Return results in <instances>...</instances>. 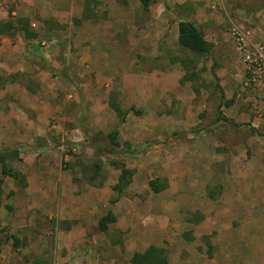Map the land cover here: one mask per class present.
Returning a JSON list of instances; mask_svg holds the SVG:
<instances>
[{"label":"rangeland","instance_id":"374dc122","mask_svg":"<svg viewBox=\"0 0 264 264\" xmlns=\"http://www.w3.org/2000/svg\"><path fill=\"white\" fill-rule=\"evenodd\" d=\"M120 1L0 0V22L36 34L0 35V152L26 182L0 171V264H130L149 245L168 264H264V201L230 191L264 189V0ZM181 18L206 55L178 46Z\"/></svg>","mask_w":264,"mask_h":264},{"label":"trees","instance_id":"16d2710c","mask_svg":"<svg viewBox=\"0 0 264 264\" xmlns=\"http://www.w3.org/2000/svg\"><path fill=\"white\" fill-rule=\"evenodd\" d=\"M121 3L125 4V0H121ZM141 7L144 10H147L152 3V0H138ZM19 29L26 39H33L36 37V34L30 30L28 19L21 20L19 25L15 23L12 18H8L5 21L0 22V35H11L14 31ZM177 44L178 46L188 51L192 54L193 58H199L206 55L209 51L210 44L205 40L204 36L200 32L197 25L187 19L181 18L177 23ZM173 59V58H171ZM174 61V60H172ZM180 64L182 65V69L184 74L182 75L181 82L192 81L193 77L196 75L194 71L188 70L189 64H194L195 60L186 59L182 57L179 59ZM5 80L0 76V84L3 85ZM193 91L198 92V90L193 86ZM111 108L115 111L117 116L121 121H123L125 116V111L120 108L117 104L111 103ZM117 131L109 134V138L112 141L113 145L118 146L117 142L114 140V136ZM110 151V150H107ZM10 156V152L1 151L0 152V171L2 175H7L12 177L13 181L16 184H22L24 187L26 186V182L24 178L21 176L20 172L17 170H11L7 164L6 159ZM133 171L121 167V172L118 178L117 183L113 186V190L117 193H121L125 187L129 184L130 177ZM157 180H150L149 186L153 191H157L158 187L156 184ZM116 198L111 200V202H115ZM115 221V216L112 211L108 210L106 214L101 216L98 221V228L101 232H106L108 230L109 224ZM15 244H18V238L13 236ZM130 264H168L167 254L164 249L149 245L144 250L140 252L133 253Z\"/></svg>","mask_w":264,"mask_h":264},{"label":"crops","instance_id":"0c3cea01","mask_svg":"<svg viewBox=\"0 0 264 264\" xmlns=\"http://www.w3.org/2000/svg\"><path fill=\"white\" fill-rule=\"evenodd\" d=\"M177 28H176V32H175V38L177 39ZM238 185V184H236ZM263 188H264V185H262ZM232 193H233V197L235 198V200H238V201H247V200H250V201H264V189H262V187H260L259 185H257L256 183H252L251 184V188L250 189H244L243 187H241L240 185H238V187H234L232 190H230ZM229 191V192H230ZM73 197H76V202L79 203V201H81L82 197L83 196H73ZM255 204H251V207H250V211H251V214L252 215H249V216H253V214L255 212H258L259 210L258 209H255ZM67 211H71V210H67ZM112 213L114 214L115 216V220H116V213H115V210L113 208H111ZM249 219V218H248ZM255 221L251 219H249L248 223L246 224L248 227H250L249 229L250 230H247L245 227H242L241 229L242 230H246L245 233L242 234V237L243 239H245L246 241V245L248 248H251L254 246V244L256 243L257 240L251 242V237H255L256 238V235L255 233L258 231V228H253L255 226ZM253 226V227H252ZM248 232H249V238H248ZM186 237L189 239V236L188 234H185ZM155 246V245H153ZM250 251V250H249ZM137 252H140V251H137ZM135 253V252H134ZM248 256L245 257L242 262L244 264H246V262L248 261Z\"/></svg>","mask_w":264,"mask_h":264}]
</instances>
